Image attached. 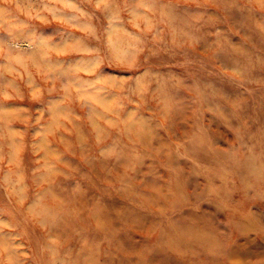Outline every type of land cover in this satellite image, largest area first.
Instances as JSON below:
<instances>
[{"label": "clouds", "instance_id": "1", "mask_svg": "<svg viewBox=\"0 0 264 264\" xmlns=\"http://www.w3.org/2000/svg\"><path fill=\"white\" fill-rule=\"evenodd\" d=\"M0 264H264V0H0Z\"/></svg>", "mask_w": 264, "mask_h": 264}]
</instances>
